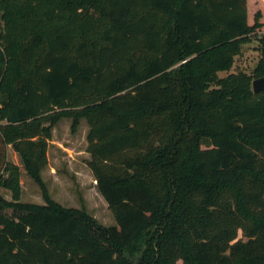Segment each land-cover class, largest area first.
I'll list each match as a JSON object with an SVG mask.
<instances>
[{
	"label": "trees",
	"instance_id": "obj_1",
	"mask_svg": "<svg viewBox=\"0 0 264 264\" xmlns=\"http://www.w3.org/2000/svg\"><path fill=\"white\" fill-rule=\"evenodd\" d=\"M247 1L0 0V264H264V37L253 74L219 75L264 27ZM63 118L115 225L48 190Z\"/></svg>",
	"mask_w": 264,
	"mask_h": 264
},
{
	"label": "rangeland",
	"instance_id": "obj_2",
	"mask_svg": "<svg viewBox=\"0 0 264 264\" xmlns=\"http://www.w3.org/2000/svg\"><path fill=\"white\" fill-rule=\"evenodd\" d=\"M250 10L249 21L254 23V15L262 11L261 20L264 22V0H248ZM250 40L243 44L242 52L235 57L231 70L220 71V76L229 72L245 71L254 73V68L261 56L260 39L264 37V27L249 35ZM71 118L61 119L53 128V136L49 141L48 163L42 171V177L47 184L53 199L66 207L86 210L102 225H115L116 220L108 203L98 190L94 175L87 165L91 154L87 151L89 125L82 119L78 129H71ZM8 160L20 166L23 202L44 204L42 190L38 183L28 174L19 154L8 146ZM0 194L11 199L9 190L0 187ZM239 237H242L240 231Z\"/></svg>",
	"mask_w": 264,
	"mask_h": 264
},
{
	"label": "water",
	"instance_id": "obj_3",
	"mask_svg": "<svg viewBox=\"0 0 264 264\" xmlns=\"http://www.w3.org/2000/svg\"><path fill=\"white\" fill-rule=\"evenodd\" d=\"M252 84H253V90L255 92L263 91L264 90V76L254 78Z\"/></svg>",
	"mask_w": 264,
	"mask_h": 264
},
{
	"label": "built area",
	"instance_id": "obj_4",
	"mask_svg": "<svg viewBox=\"0 0 264 264\" xmlns=\"http://www.w3.org/2000/svg\"><path fill=\"white\" fill-rule=\"evenodd\" d=\"M1 122H2V121H1V118H0V124H1Z\"/></svg>",
	"mask_w": 264,
	"mask_h": 264
},
{
	"label": "crops",
	"instance_id": "obj_5",
	"mask_svg": "<svg viewBox=\"0 0 264 264\" xmlns=\"http://www.w3.org/2000/svg\"><path fill=\"white\" fill-rule=\"evenodd\" d=\"M9 146H11V145H9ZM12 147V146H11ZM96 181V180H95Z\"/></svg>",
	"mask_w": 264,
	"mask_h": 264
}]
</instances>
